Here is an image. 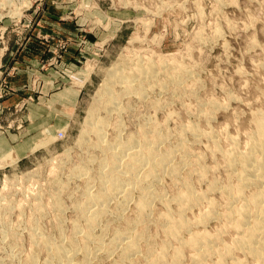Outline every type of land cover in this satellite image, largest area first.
<instances>
[{
    "label": "rangeland",
    "instance_id": "obj_1",
    "mask_svg": "<svg viewBox=\"0 0 264 264\" xmlns=\"http://www.w3.org/2000/svg\"><path fill=\"white\" fill-rule=\"evenodd\" d=\"M258 115L264 0H0V264H264L227 213ZM126 141L165 160L121 193Z\"/></svg>",
    "mask_w": 264,
    "mask_h": 264
},
{
    "label": "bare ground",
    "instance_id": "obj_2",
    "mask_svg": "<svg viewBox=\"0 0 264 264\" xmlns=\"http://www.w3.org/2000/svg\"><path fill=\"white\" fill-rule=\"evenodd\" d=\"M145 55V54H144ZM142 70V69H141ZM148 73V72H147ZM142 74H144V73H142ZM146 76V75H145ZM144 76V77H145ZM142 77V76H141ZM130 83H131V80H126L125 82H124V84H125V87L126 86H128V85H130ZM129 87H131V85L129 86ZM131 89H132V87H131ZM130 89V90H131ZM127 90H128V88H127ZM107 91V90H106ZM111 102H113L112 100H111ZM109 103V102H108ZM108 105V104H107ZM108 107H110V106H108ZM261 115V114H260ZM257 116V115H256ZM255 116V117H256ZM259 116V115H258ZM262 116V115H261ZM261 116H259V119L258 118H256L257 119V121H256V124H255V133L253 134V136L251 137V139H250V137L248 138L249 139V143H248V147L246 148L247 149V151L245 152V150L244 151H242V153H240V155L238 156V161L240 162V164H241V166H242V169H241V172H240V175H239V177H237V178H239V180H240V182L241 181H244V182H242V183H245V182H249V183H251V184H253V186H254V184H256V186H254L255 187V190H254V188H253V190H254V193L253 194H250L249 195V197H245L244 199H243V201L241 202L240 200H238V201H240V202H238V201H236V203H239L238 205H236V206H232V205H229L230 207H232V208H230V210H228V214H233V215H235V213H236V215L238 214V216H241L240 217V222L239 221H237V222H239V223H241L240 225H236L237 226V228H238V230L240 231V234H241V232H243V235L242 236H240L239 237V234H237L238 235V238H237V235H236V238H237V242H238V244H239V247H238V249L240 248V247H243L245 250L247 249L249 252L248 253H253V254H256V255H259V257H261L262 259H263V261H264V246L263 247H256L255 245L257 244V237L262 233H264V118H260ZM264 117V116H263ZM255 119V120H256ZM255 123V122H254ZM94 127V126H93ZM94 129V132L96 133L95 135L96 136H98V137H100L101 136V132H100V127L98 126V127H94L93 128ZM192 129H194V128H192ZM222 132V131H221ZM140 137V136H139ZM221 137V136H220ZM234 137V136H233ZM223 138V137H222ZM235 139V138H234ZM137 140H139V138L137 139ZM136 140V141H137ZM140 140L142 141V138L140 137ZM140 140H139V142H140ZM135 141V142H136ZM148 141L149 140H147V144H148ZM248 141V140H247ZM246 141V142H247ZM130 142V141H129ZM145 142V141H144ZM151 143H153V142H155L156 143V141H154L153 140V142H152V139H151V141H150ZM128 144V141H126L125 142V144L123 143V145H121V146H123L124 148H120L118 145H116V146H118V149L120 148L121 150L123 149V154L125 155H127V157L129 158V161H130V163H129V165H130V167H128V168H121V169H118L120 166H119V164H120V162H119V154L120 153H117V150L115 151V150H113L112 152H111V160H110V166L112 167V174H111V176H110V178H109V185H110V187L109 188H111L112 190L114 189V190H116V191H118V192H124V191H126V187H125V185H124V183L125 182H130V183H132V182H134L135 181V179H136V177H139V176H135L136 175V172L137 171H139V170H142L141 168H143L142 167V165H143V163H145L144 161L146 160L148 163L150 162V164H151V166L152 165H157V167H158V165H161V163L165 160V156H163V154H161L162 155V157L160 156V158L158 157V158H154L152 155H154V153L153 152H155V148H154V146H153V148L154 149H152L151 148V146L153 145H151V144H148V145H151L150 147H145V144L142 146V144H141V148L139 147H137L136 145H132V143H131V145H129L128 144V146H127V144ZM121 144V143H120ZM119 144V145H120ZM140 144V143H139ZM155 145V144H154ZM230 145V144H229ZM247 146V145H246ZM226 148H228V147H226ZM125 149H127L128 151L126 152V153H124L125 151ZM245 149V148H244ZM154 150V151H153ZM143 151H145V153L143 152ZM153 151V152H152ZM142 152L144 153V156H146V157H144V158H142ZM229 152V151H228ZM227 153V152H226ZM229 154V153H228ZM231 154V153H230ZM166 155H168V154H166ZM155 156V155H154ZM229 156V155H228ZM231 156V155H230ZM233 159V158H232ZM167 160V159H166ZM152 162V163H151ZM164 163V162H163ZM149 165V164H148ZM163 165V164H162ZM146 166V165H145ZM150 166V165H149ZM154 166H152V168H153ZM157 167H155V168H157ZM159 167H161V166H159ZM158 167V168H159ZM151 167H150V170L152 169ZM233 169V168H232ZM153 171H154V173H155V170L154 169H152ZM153 171L150 173V172H148V170L146 171L150 176L152 175V174H154L153 173ZM140 172V171H139ZM142 172V171H141ZM147 173H145L146 175H147ZM169 174V173H168ZM141 175H143V174H141ZM145 176V175H144ZM152 176H154V175H152ZM105 177H107V176H105ZM147 176H145V178H146ZM153 178H156V176L155 177H153ZM103 179H105L104 177H103ZM108 179V178H107ZM143 180H141V179H138V181H144L145 179L144 178H142ZM149 179H151V178H149ZM255 179H257V181L255 182ZM147 180V179H146ZM138 181H137V183H138ZM140 181V182H141ZM239 183V182H238ZM238 183H237V185H238ZM241 183V184H242ZM106 184V183H105ZM240 184V185H241ZM250 184V185H251ZM246 185H247V183H246ZM246 185H244L243 184V186H246ZM105 186V185H104ZM103 186V187H104ZM146 186V185H145ZM242 186V187H243ZM248 186V185H247ZM237 187V186H236ZM146 188V187H145ZM237 188H239V187H237ZM235 189L233 192L235 193L234 195H238L240 192H239V190L238 189ZM106 189V188H105ZM108 189V188H107ZM241 189V188H240ZM187 190V189H186ZM115 191V192H116ZM144 191V190H143ZM241 191V190H240ZM106 192H108V190L106 191ZM111 192V191H110ZM110 192H108L109 194H110ZM101 193V192H100ZM99 193V194H100ZM112 193H114V192H112ZM145 193V192H144ZM147 193V192H146ZM151 193V192H150ZM187 193V192H186ZM227 193H228V191H227ZM230 193V192H229ZM99 194H98V196H99ZM148 194H149V192H148ZM148 194H146V196H149ZM182 194H184V193H182ZM188 194H189V192H188ZM226 195V194H225ZM228 195V194H227ZM230 195V194H229ZM231 195H232V192H231ZM231 195H230V197H231ZM145 196V195H144ZM144 196H143V198H144ZM181 196V193H180V195H179V197ZM191 196V195H190ZM189 196V197H190ZM222 196V195H221ZM184 197V196H183ZM186 198L188 197V195H186L185 196ZM229 197V198H230ZM233 197V196H232ZM232 197H231V199H232ZM181 198V197H180ZM227 198V197H226ZM234 198H235V196H234ZM234 198L232 199V201L234 200ZM92 199V198H91ZM142 199V198H141ZM182 199H185V198H182ZM237 199H239V198H237ZM240 199H242L241 198V195H240ZM145 200V199H144ZM186 200V199H185ZM189 200H190V198H189ZM146 201H147V199H146ZM182 201H184V200H182ZM229 201V200H228ZM141 200L139 201V204H140V206H139V208L140 209H144V207L146 206H144L143 207V203H144V201H143V203L141 202ZM146 203H148V202H145V204ZM211 203V202H210ZM230 203H232L231 202V200H230ZM235 203V204H236ZM138 204V203H137ZM138 204V205H139ZM207 206V205H206ZM188 207V206H187ZM208 207V206H207ZM139 208H137V209H139ZM185 208V207H184ZM183 208V209H184ZM203 208V207H202ZM182 209V208H181ZM206 209V208H205ZM228 209H229V207H228ZM251 210L252 209V212H253V210L255 211L254 213H256V219H254V220H252V222H249L251 219H247V214H248V210ZM185 210V209H184ZM197 210V209H196ZM200 210H201V208H200ZM209 210V209H208ZM139 211V210H138ZM227 211V210H226ZM205 212H207V210L205 211ZM204 212V213H205ZM244 212H247V214H245ZM251 211H249V213H250ZM141 213H142V211H141ZM208 213V212H207ZM206 213V214H207ZM227 213H226V215H227ZM139 214V213H138ZM95 215H96V212H94L93 214H92V216L91 217H88V220L89 221H92L93 220V218L95 217ZM232 215V216H233ZM250 215V214H249ZM248 215V218L250 217ZM252 215V214H251ZM254 215V214H253ZM228 216V215H227ZM226 216V217H227ZM231 216V217H232ZM202 217H203V215H202ZM237 217V216H236ZM235 217V218H236ZM239 218V217H238ZM251 218V217H250ZM253 218V217H252ZM255 218V217H254ZM170 220L169 218H168V216L166 217V220ZM199 219V218H198ZM197 219V220H198ZM227 219V218H226ZM228 219H229V216H228ZM232 219V218H231ZM230 219V220H231ZM87 220V221H88ZM179 220V222L178 223H182L183 222V219H182V221L180 222V218L178 219ZM175 221V222H176ZM190 221V220H189ZM232 221V220H231ZM236 221V220H235ZM247 221L249 222V223H251V225L250 226H246L245 224L247 223ZM198 222V221H197ZM227 222H228V220H227ZM230 222V221H229ZM233 222H234V220H233ZM233 222L231 223V226L233 227ZM237 222H234L235 224H239V223H237ZM169 223V222H168ZM167 223V224H168ZM174 223V222H173ZM185 223V222H184ZM183 223V225H184V227L185 226H187V225H185ZM226 223V222H225ZM176 224V223H175ZM216 224V223H215ZM168 225H171V226H168V230H167V232H170V234L169 235H171V233L173 234V233H176L175 232V230H176V225H174V224H172V222L170 223V224H168ZM174 225V226H173ZM249 225V224H248ZM223 226V225H222ZM124 227H125V225H124ZM182 227V226H181ZM235 227V226H234ZM230 229V228H229ZM127 230V229H126ZM236 230V229H235ZM237 230V231H238ZM177 231V230H176ZM166 232V233H167ZM178 232V231H177ZM238 233V232H237ZM125 233H123V235H124ZM195 234V233H194ZM194 234H192V235H194ZM174 235V234H173ZM172 235V236H173ZM202 236V234H197V236H199V238ZM120 236V235H119ZM175 237H176V235H174ZM196 236V235H195ZM209 235H207V234H205L204 235V233H203V236L201 237V239L204 241V242H207V241H209V237H208ZM264 236V235H263ZM193 236H191V238L190 239H195V237L194 238H192ZM213 237V236H212ZM215 238V237H214ZM233 238V237H232ZM212 239V238H211ZM261 239V238H260ZM263 239V238H262ZM186 240V239H185ZM188 240V242H191L189 239H187ZM198 240V239H197ZM202 240H200L202 243H203V241ZM259 240V239H258ZM264 240V239H263ZM233 241H235V237H234V239H233ZM260 241H262V240H260ZM259 241V242H260ZM187 243V241H183V242H181V243ZM201 242H198V243H201ZM211 242V240L209 241V243ZM133 243V242H132ZM180 243V244H181ZM185 243V244H186ZM192 244H193V242H191ZM191 243H190V245H191ZM195 243V242H194ZM214 243V242H213ZM72 244V243H71ZM197 244V243H196ZM228 244H229V241H228ZM232 244H233V242H232ZM231 244V245H232ZM264 244V243H263ZM189 244H187V246H188ZM189 245V246H190ZM195 244H193V246H194ZM202 246H204V245H208V244H201ZM210 245V244H209ZM224 245V244H223ZM235 245V244H234ZM259 245V244H258ZM193 246H191L192 248H194V250L196 251V249L195 248H197V246L196 247H193ZM200 246V245H199ZM199 246H198V248H199ZM218 246V245H217ZM225 246V245H224ZM261 246V245H260ZM201 247V246H200ZM222 247V246H221ZM237 247V246H236ZM235 247V248H236ZM210 248H211V246H210ZM67 247L65 246V245H62V244H57V245H54L53 246V250H54V256H55V258H56V260L58 259L59 261L60 260H62V259H64V258H66L67 257ZM202 249H204V250H206V252H210V249L209 248H207L206 247V249L203 247H201V251H202ZM207 249H209V250H207ZM212 249V248H211ZM216 249V248H215ZM222 249V248H221ZM240 249H242V248H240ZM223 250V249H222ZM245 250H243V251H245ZM199 250H197V252H198ZM200 252V251H199ZM198 252V253H199ZM217 252H218V250H217ZM204 252H202V254H203ZM197 253L195 252L194 253V257L193 258H195V255H196ZM201 254V253H200ZM199 254V255H200ZM132 255V254H131ZM178 256V253H177V251H176V253H175V256ZM176 256V257H177ZM201 257L203 256V255H200ZM198 257V255L196 256V258ZM200 257V258H201ZM153 259H154V257H152ZM193 258H191V259H193ZM195 258V259H196ZM200 258H198V259H196L197 261H199L200 260ZM155 259H158V257L156 258L155 257ZM194 259V260H195ZM203 259V258H202ZM238 259V258H237ZM218 260V259H217ZM222 261V260H221ZM219 262L218 264H220V263H222V262ZM262 261V260H261ZM86 262H84V261H82V262H78V263H74V264H85ZM216 263V262H215ZM224 264V263H223ZM234 264H237V263H234Z\"/></svg>",
    "mask_w": 264,
    "mask_h": 264
}]
</instances>
